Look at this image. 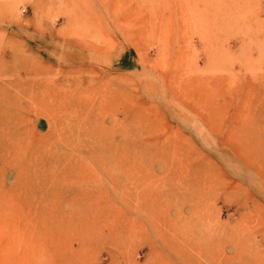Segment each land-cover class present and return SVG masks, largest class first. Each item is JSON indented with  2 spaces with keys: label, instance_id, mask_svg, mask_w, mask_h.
Returning a JSON list of instances; mask_svg holds the SVG:
<instances>
[{
  "label": "rangeland",
  "instance_id": "obj_1",
  "mask_svg": "<svg viewBox=\"0 0 264 264\" xmlns=\"http://www.w3.org/2000/svg\"><path fill=\"white\" fill-rule=\"evenodd\" d=\"M0 45V264H264V0H18Z\"/></svg>",
  "mask_w": 264,
  "mask_h": 264
},
{
  "label": "bare ground",
  "instance_id": "obj_2",
  "mask_svg": "<svg viewBox=\"0 0 264 264\" xmlns=\"http://www.w3.org/2000/svg\"><path fill=\"white\" fill-rule=\"evenodd\" d=\"M17 11H18V0H0V22L4 23V21L7 19V17H10L11 15L16 14ZM3 26H5V25H3ZM5 28H7V26ZM1 47H4V45H2ZM12 58H14V59L16 58L14 54H13ZM20 66H18V67H20ZM21 68L25 71L31 70L30 68H28L26 66H21ZM31 71H36V69L33 68ZM29 97H30V102L33 104L36 103L38 100V97L36 95H33V94H31V96H29ZM20 99L21 98H19L18 100L14 99L15 100L14 101L13 99H11L10 97H8L6 95L2 99H0V112H2V114L0 115V137L4 136L5 133H8V131H6V128H4V125H6L7 122L13 123L14 119H15L13 111H11V109H8V106H11V107L15 106V108H21L20 106L22 105V101ZM14 132H16V131H14ZM119 242L116 243L117 246L119 245ZM120 247L122 248L121 245H120Z\"/></svg>",
  "mask_w": 264,
  "mask_h": 264
}]
</instances>
